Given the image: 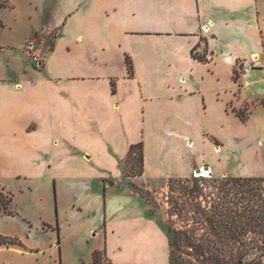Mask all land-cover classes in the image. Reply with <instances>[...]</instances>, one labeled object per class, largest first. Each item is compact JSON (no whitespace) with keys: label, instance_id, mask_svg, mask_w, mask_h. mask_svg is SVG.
<instances>
[{"label":"crops","instance_id":"crops-1","mask_svg":"<svg viewBox=\"0 0 264 264\" xmlns=\"http://www.w3.org/2000/svg\"><path fill=\"white\" fill-rule=\"evenodd\" d=\"M52 2L58 8L51 45V35H42L40 48L31 33L0 39V181L79 180L86 192L79 212L101 223L89 231L99 242L88 264L97 251L102 264H169V232L123 183L122 161L142 141L139 178H189L206 166L224 173V135L259 144L264 0L39 4L48 11ZM35 52L42 56L37 64ZM239 64L249 65L246 76ZM12 246L0 245V259L20 250Z\"/></svg>","mask_w":264,"mask_h":264},{"label":"rangeland","instance_id":"rangeland-1","mask_svg":"<svg viewBox=\"0 0 264 264\" xmlns=\"http://www.w3.org/2000/svg\"><path fill=\"white\" fill-rule=\"evenodd\" d=\"M0 1L4 3L0 7V39L10 42L14 40V35L24 37L31 33L34 36L38 35L34 43L36 48L44 45L42 35H51L47 41L50 45L52 44L57 31L49 27L54 24L53 18L56 17L58 8L56 3L49 4L50 9L47 11L40 6V0ZM49 12L52 17L49 15L50 19H47ZM1 21H5L9 26L1 27ZM34 23H42L45 31L41 28L38 33H33ZM17 58L22 62L20 55ZM41 58L42 56H38L35 52V64ZM25 62L28 63V60ZM242 66L249 65L239 64L238 67ZM224 137L227 141V150L221 153L227 166L224 173H212L209 169L207 171L210 173L207 176L201 175L202 172H195L189 178L146 180L139 178L140 175L128 174L131 171L132 162H126L125 158L122 164L127 170V175L124 174L123 183L144 198L148 214H151L152 218L156 219L168 232L172 228L184 229L197 232L196 235L200 236L208 229V224L205 222L206 214L209 212L207 200L212 191H215V178L228 174L264 176V128L262 126H260L257 145L241 143L240 139L243 137L239 135L233 138L227 135ZM215 147L218 153L220 149L216 143ZM45 174H48L47 171ZM82 187L83 184L76 179H61L56 186L49 178L31 180L25 177L17 179L2 177L0 237L14 239L16 242L12 248L20 250L4 254L0 264H88L90 250L99 242L94 232L89 231L91 228L100 226L101 223L95 214L87 217L79 212L82 194L85 192L82 191ZM236 250L240 251L239 248ZM253 258L254 256L237 257L233 260V264H250L249 261ZM262 264H264V258Z\"/></svg>","mask_w":264,"mask_h":264},{"label":"trees","instance_id":"trees-1","mask_svg":"<svg viewBox=\"0 0 264 264\" xmlns=\"http://www.w3.org/2000/svg\"><path fill=\"white\" fill-rule=\"evenodd\" d=\"M4 3L0 1V7ZM195 56L201 57L193 50ZM130 75L133 63L127 58ZM237 114L245 121V110ZM144 144L130 146L126 162H132L130 176L144 173ZM138 167V170L136 168ZM123 173L127 170L122 164ZM224 176V175H223ZM215 191L207 203L209 212L205 222L208 229L202 235L184 229H170L169 264H233V260L254 256L250 264H262L264 258V176H237L228 174L215 178ZM105 195V191H104ZM2 196V194H1ZM105 197V196H104ZM5 203V200L2 199ZM204 222V220H199ZM14 239L0 237V245L14 244ZM239 248L240 251L236 250ZM101 252H95L99 262ZM235 257V258H234ZM241 261V260H239Z\"/></svg>","mask_w":264,"mask_h":264},{"label":"built area","instance_id":"built-area-1","mask_svg":"<svg viewBox=\"0 0 264 264\" xmlns=\"http://www.w3.org/2000/svg\"><path fill=\"white\" fill-rule=\"evenodd\" d=\"M238 70H240L241 71V75L242 76H246L247 75V73H248V71H249V67H238ZM196 173H198V172H196ZM198 175V174H197Z\"/></svg>","mask_w":264,"mask_h":264},{"label":"bare ground","instance_id":"bare-ground-1","mask_svg":"<svg viewBox=\"0 0 264 264\" xmlns=\"http://www.w3.org/2000/svg\"><path fill=\"white\" fill-rule=\"evenodd\" d=\"M201 175H203V176H207V175H209V173H210V171H207L205 168H203L202 170H201Z\"/></svg>","mask_w":264,"mask_h":264},{"label":"water","instance_id":"water-1","mask_svg":"<svg viewBox=\"0 0 264 264\" xmlns=\"http://www.w3.org/2000/svg\"><path fill=\"white\" fill-rule=\"evenodd\" d=\"M205 169H206V170H209L210 167L206 166ZM197 172H198V173L201 172V169H198Z\"/></svg>","mask_w":264,"mask_h":264}]
</instances>
